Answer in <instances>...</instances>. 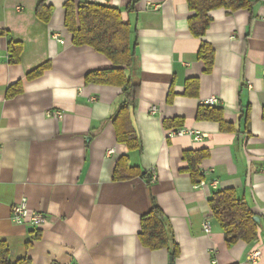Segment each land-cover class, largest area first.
I'll use <instances>...</instances> for the list:
<instances>
[{"label": "crops", "instance_id": "0c3cea01", "mask_svg": "<svg viewBox=\"0 0 264 264\" xmlns=\"http://www.w3.org/2000/svg\"><path fill=\"white\" fill-rule=\"evenodd\" d=\"M40 1L0 0V241L9 245L10 261L264 264V0L252 9L211 10L201 37L190 30L187 0H72L117 7L131 27L135 62L125 73L139 84L130 107L138 149L118 140L124 86L86 79L115 64L73 43L68 0H46L53 8L48 22L37 15ZM202 42L215 51L210 72L198 55ZM10 43L22 45L17 62ZM45 63L40 75L28 76ZM16 84L20 91L7 96ZM210 97L219 98L214 107L223 110L224 124L198 118ZM167 127L194 134L169 138ZM196 132L204 136L196 140ZM201 150L210 155L195 183L186 152ZM123 157L136 174L115 180ZM229 188L258 218L257 241L228 245L209 201ZM153 197L179 246L175 258L172 247L152 250L140 241ZM23 200L46 214L44 225L14 222L12 206ZM255 251L260 255L251 260Z\"/></svg>", "mask_w": 264, "mask_h": 264}, {"label": "trees", "instance_id": "16d2710c", "mask_svg": "<svg viewBox=\"0 0 264 264\" xmlns=\"http://www.w3.org/2000/svg\"><path fill=\"white\" fill-rule=\"evenodd\" d=\"M193 12L190 17V30L196 37L203 36L209 28L212 17L211 10L226 8L231 11L240 9H252L256 0H187ZM66 18L65 26L73 34V43L77 46L89 45L97 51L108 56L115 68L93 71L87 74L89 82L116 84L124 86L127 100L115 117L117 122V135L120 142L126 143L130 149L141 148V141L137 136L130 121V107L137 106L139 84L127 77L125 70L135 62V52L132 48V30L125 23L119 8L97 2L75 3L68 0L65 3ZM37 15L48 22L53 13V8L41 0L37 6ZM9 51L11 61H19L22 52L20 43H10ZM199 58L205 63L206 72L213 69L215 51L213 47L202 42L199 50ZM45 63L29 73V77L40 75L47 67ZM198 86V79H193ZM20 84L9 87L7 96H15ZM199 119L219 121L224 124V113L221 108L204 105L199 109ZM167 122V121H165ZM171 127H167L170 129ZM208 150L186 152L189 162V171L192 180L200 183L203 175L199 165L209 157ZM136 174V168L129 166L128 158H121L115 168V180H127ZM151 210L141 217V243L152 250L172 247L173 257L179 255L180 249L174 242V237L167 226L166 216L162 208L157 204L154 197ZM213 216L218 220L224 230L228 245L238 241L254 242L259 239V222L256 220L249 203L240 198L232 188L219 190L213 194L210 201ZM0 264H32L29 257L19 258L15 262L10 261V248L5 241H0Z\"/></svg>", "mask_w": 264, "mask_h": 264}, {"label": "built area", "instance_id": "2783aa9c", "mask_svg": "<svg viewBox=\"0 0 264 264\" xmlns=\"http://www.w3.org/2000/svg\"><path fill=\"white\" fill-rule=\"evenodd\" d=\"M219 102H220V100L218 97H210L204 101V104L215 106ZM187 133L192 135V134H194V131L188 130L185 128L167 130V136L169 138L174 137V136H182V135H185ZM203 136L204 135L199 133V132L195 133L196 140L201 139ZM109 152H112V151H109ZM201 185L204 186L205 183L202 182ZM12 218H13L14 222H16L17 224H29V225L34 226V227H41L48 220L45 213L40 212V211L30 210L27 206L26 200H23L22 202L17 203V204L12 206ZM203 228H204V231L206 233L211 232V226H210V223L208 221H206L203 224ZM259 255H260V252L255 251L251 255V260H256L259 257Z\"/></svg>", "mask_w": 264, "mask_h": 264}, {"label": "water", "instance_id": "95a60500", "mask_svg": "<svg viewBox=\"0 0 264 264\" xmlns=\"http://www.w3.org/2000/svg\"><path fill=\"white\" fill-rule=\"evenodd\" d=\"M256 220H258V218L256 217ZM172 259V258H171Z\"/></svg>", "mask_w": 264, "mask_h": 264}]
</instances>
